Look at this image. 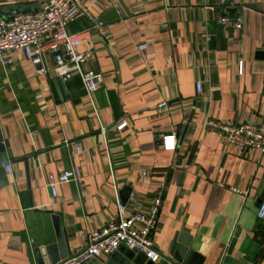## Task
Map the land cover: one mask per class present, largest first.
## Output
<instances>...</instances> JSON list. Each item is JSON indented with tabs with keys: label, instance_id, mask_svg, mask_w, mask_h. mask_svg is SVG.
Segmentation results:
<instances>
[{
	"label": "crops",
	"instance_id": "1",
	"mask_svg": "<svg viewBox=\"0 0 264 264\" xmlns=\"http://www.w3.org/2000/svg\"><path fill=\"white\" fill-rule=\"evenodd\" d=\"M234 1L84 0L87 13L68 29L90 30L83 67L104 76L92 98L78 75L37 74L22 50L0 62V165L12 168L0 176V264H45L37 252L57 243V214L77 253L117 216L126 187L142 208L163 188L154 240L164 256L182 237L198 253L189 264H264V152L243 153L208 127L264 124V0ZM225 14L241 15L242 28L220 23ZM169 133L175 151L162 147ZM74 166L82 179L59 183L54 197L48 174Z\"/></svg>",
	"mask_w": 264,
	"mask_h": 264
},
{
	"label": "built area",
	"instance_id": "2",
	"mask_svg": "<svg viewBox=\"0 0 264 264\" xmlns=\"http://www.w3.org/2000/svg\"><path fill=\"white\" fill-rule=\"evenodd\" d=\"M32 1L34 0H0V10L3 6H8L10 11L8 16H0V62L4 65L11 64L13 53L22 50L37 74L53 72L63 81L78 75L86 93L92 98L103 83L104 76L102 72L83 67L84 62L93 54L91 51H80L79 46L84 39H91L90 30L71 32L68 29L71 22L87 13V8L83 5L84 0H41L36 11L20 10L21 4L31 5ZM92 2L97 3L98 0ZM234 3V0H221L222 6L231 7ZM109 4L122 13L117 3ZM219 22L238 29L243 26L241 15L225 14ZM103 24L102 21H98L94 26L101 27ZM137 50L141 61L149 65L151 62L148 43L141 42ZM48 52L53 54V64L47 60ZM239 66V71L242 72L243 61L239 62ZM197 86L200 91L202 83L197 82ZM167 104V100H163L158 104V108H164ZM127 125L128 120H122L115 126V130H123ZM208 127L209 131L219 136L225 144L235 145L243 153L253 150L264 152V124L210 121ZM101 129L103 133L108 131L106 127ZM162 141L163 149L167 151L177 149L175 133L163 135ZM82 151V146L77 144L76 152ZM6 169L12 173L10 166H6ZM82 177L81 167L74 166L58 174L49 173L47 180L52 195L56 197L59 183L80 181ZM163 192L161 188L147 208L140 207L139 194L131 192L129 202L134 206L131 212L128 211L127 205L118 199L117 216L100 230L91 232L83 248L59 264H86L93 259L111 255L121 245L143 252L153 262L161 261L165 256L156 247L154 235L163 205ZM257 216L264 219V200L259 205Z\"/></svg>",
	"mask_w": 264,
	"mask_h": 264
},
{
	"label": "water",
	"instance_id": "3",
	"mask_svg": "<svg viewBox=\"0 0 264 264\" xmlns=\"http://www.w3.org/2000/svg\"><path fill=\"white\" fill-rule=\"evenodd\" d=\"M20 10L23 12L36 11L37 7H32L31 5H24L23 7L22 5L20 6ZM9 14V10H0V16H8ZM160 141L162 144V139ZM7 165V163L0 165V176L3 173H6L5 167ZM1 182L3 184H7L8 180L5 178ZM131 191V187L124 188V198L122 199V203L125 204L127 202ZM55 220L57 224V243L46 246L45 248H41V250L37 252L39 258L48 256V258L45 259V264H59L63 259L72 255L67 233L63 228L62 221L58 214L55 216ZM178 242L180 244L183 243V246L174 243L170 252L171 258L165 256L160 263L151 261L143 252L132 250L127 248L125 245H121L115 252L111 254V257L107 261L103 262L99 259H93L86 264H189L191 260L198 256V253L194 250H189V241L183 239L182 237L179 238Z\"/></svg>",
	"mask_w": 264,
	"mask_h": 264
},
{
	"label": "rangeland",
	"instance_id": "4",
	"mask_svg": "<svg viewBox=\"0 0 264 264\" xmlns=\"http://www.w3.org/2000/svg\"><path fill=\"white\" fill-rule=\"evenodd\" d=\"M23 7H24V5H23ZM33 7H36V5L33 4ZM2 10H9V7L8 6H3V9Z\"/></svg>",
	"mask_w": 264,
	"mask_h": 264
},
{
	"label": "trees",
	"instance_id": "5",
	"mask_svg": "<svg viewBox=\"0 0 264 264\" xmlns=\"http://www.w3.org/2000/svg\"><path fill=\"white\" fill-rule=\"evenodd\" d=\"M26 5V4H25ZM21 6H22V4H21Z\"/></svg>",
	"mask_w": 264,
	"mask_h": 264
}]
</instances>
